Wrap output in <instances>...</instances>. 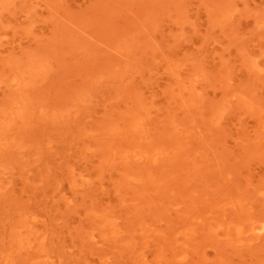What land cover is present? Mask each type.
Segmentation results:
<instances>
[{"label": "rangeland", "instance_id": "obj_1", "mask_svg": "<svg viewBox=\"0 0 264 264\" xmlns=\"http://www.w3.org/2000/svg\"><path fill=\"white\" fill-rule=\"evenodd\" d=\"M0 264H264V0H0Z\"/></svg>", "mask_w": 264, "mask_h": 264}]
</instances>
